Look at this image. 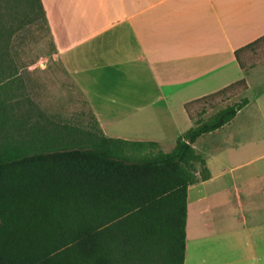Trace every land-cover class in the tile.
<instances>
[{"label": "crops", "instance_id": "obj_1", "mask_svg": "<svg viewBox=\"0 0 264 264\" xmlns=\"http://www.w3.org/2000/svg\"><path fill=\"white\" fill-rule=\"evenodd\" d=\"M40 1L108 138L170 151L194 126L186 103L245 80L247 105L210 133L224 137L203 157L210 178L188 188L184 264H264V41L245 69L235 58L264 37V0Z\"/></svg>", "mask_w": 264, "mask_h": 264}, {"label": "trees", "instance_id": "obj_2", "mask_svg": "<svg viewBox=\"0 0 264 264\" xmlns=\"http://www.w3.org/2000/svg\"><path fill=\"white\" fill-rule=\"evenodd\" d=\"M22 3L50 33L41 1ZM10 40L0 24V264H184L188 188L210 178L193 145L247 105L243 97L203 117L244 93L245 80L186 103L194 126L164 152L106 137L94 116L85 128L41 121L26 97L21 110ZM263 41L235 51L241 69Z\"/></svg>", "mask_w": 264, "mask_h": 264}, {"label": "rangeland", "instance_id": "obj_3", "mask_svg": "<svg viewBox=\"0 0 264 264\" xmlns=\"http://www.w3.org/2000/svg\"><path fill=\"white\" fill-rule=\"evenodd\" d=\"M30 14L22 0H0L1 27L5 33H11L8 52L24 81L20 109L27 108L26 97L34 104L36 118L41 121L60 119L83 128L91 125L94 115L85 96L65 71L38 11L35 10L34 16ZM241 98L239 94L208 110L203 117L207 119ZM223 139L221 135L208 134L199 138L194 148L201 157H206Z\"/></svg>", "mask_w": 264, "mask_h": 264}]
</instances>
